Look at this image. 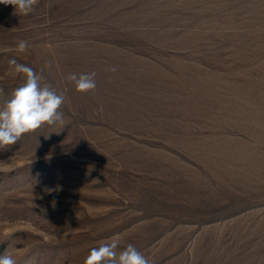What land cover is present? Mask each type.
<instances>
[{"label":"rangeland","instance_id":"1","mask_svg":"<svg viewBox=\"0 0 264 264\" xmlns=\"http://www.w3.org/2000/svg\"><path fill=\"white\" fill-rule=\"evenodd\" d=\"M11 59L65 123L0 148V255L83 264L119 234L152 264H264V0L0 5V108Z\"/></svg>","mask_w":264,"mask_h":264},{"label":"clouds","instance_id":"2","mask_svg":"<svg viewBox=\"0 0 264 264\" xmlns=\"http://www.w3.org/2000/svg\"><path fill=\"white\" fill-rule=\"evenodd\" d=\"M38 2L39 0H0V5L12 6L15 13L28 15ZM28 47L27 41H19L14 51L24 53ZM8 63L12 66L13 74L22 76L24 82L11 92L10 98L0 108V148L16 143L24 134L35 132L44 125L65 123L60 111L65 103V96L44 82L43 76L31 67L17 63L16 59H11ZM45 67L50 68L51 64ZM110 71H115V68ZM95 77V72L70 73L66 79L73 84L76 92L86 94L95 92ZM96 111L103 112V107L100 106ZM120 243L119 234L101 242L89 251L83 264H152L133 244L129 243L120 249ZM0 264H17V260L12 254L6 253L0 255Z\"/></svg>","mask_w":264,"mask_h":264}]
</instances>
